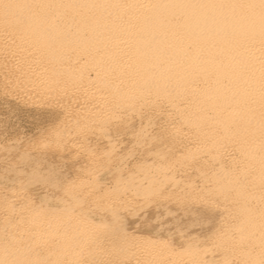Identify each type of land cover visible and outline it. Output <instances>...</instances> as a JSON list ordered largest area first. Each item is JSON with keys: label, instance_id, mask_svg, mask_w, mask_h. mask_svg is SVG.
<instances>
[{"label": "bare ground", "instance_id": "bare-ground-1", "mask_svg": "<svg viewBox=\"0 0 264 264\" xmlns=\"http://www.w3.org/2000/svg\"><path fill=\"white\" fill-rule=\"evenodd\" d=\"M0 264H264V0H0Z\"/></svg>", "mask_w": 264, "mask_h": 264}, {"label": "rangeland", "instance_id": "rangeland-1", "mask_svg": "<svg viewBox=\"0 0 264 264\" xmlns=\"http://www.w3.org/2000/svg\"><path fill=\"white\" fill-rule=\"evenodd\" d=\"M19 127L18 128H22L23 130H29L31 128L29 122H27V120L23 117L20 116L19 118ZM9 130H13V128L9 129Z\"/></svg>", "mask_w": 264, "mask_h": 264}]
</instances>
